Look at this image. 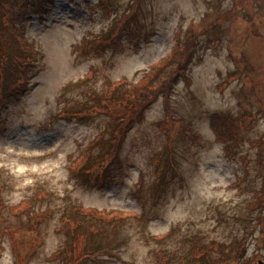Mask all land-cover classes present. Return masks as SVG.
I'll list each match as a JSON object with an SVG mask.
<instances>
[{
  "label": "rangeland",
  "instance_id": "374dc122",
  "mask_svg": "<svg viewBox=\"0 0 264 264\" xmlns=\"http://www.w3.org/2000/svg\"><path fill=\"white\" fill-rule=\"evenodd\" d=\"M98 1L53 0L26 26L33 58L24 88L0 105V264H16L12 241L20 252L37 245L21 264H63L72 225L89 246L77 264H264V0H103L108 13ZM130 3L137 7L126 36L115 26ZM110 31L99 53L74 52L81 39ZM2 38L11 54L12 46L26 55L12 36ZM176 40L190 47L182 74L167 93L156 89L118 137L100 184L70 173L82 153H104L112 122L104 111L72 121L58 112L90 108L110 83H139ZM13 63L0 80L18 77ZM213 114L235 128V145L218 138ZM20 203L26 209L16 214L10 207ZM77 208L124 217L94 222L90 240L93 222Z\"/></svg>",
  "mask_w": 264,
  "mask_h": 264
},
{
  "label": "trees",
  "instance_id": "16d2710c",
  "mask_svg": "<svg viewBox=\"0 0 264 264\" xmlns=\"http://www.w3.org/2000/svg\"><path fill=\"white\" fill-rule=\"evenodd\" d=\"M88 3V0H85V4ZM100 6L105 7V11L108 13L107 3L103 0L98 1ZM131 7L128 11L122 16L119 23L116 24L115 28L117 29L116 33H121L123 31V27L128 25L131 20H133V14L136 12L137 5L135 3H130ZM53 6V0H0V11L2 15L0 17L1 28H0V70L8 67V62H14V66L17 69L18 77L14 76L11 81L0 80V105L3 104L4 98L3 95L5 93H9L13 95L24 87V78L25 71L29 67V63L33 58L31 54V46L26 43V26L31 20L32 15H36L38 18H41L44 13L48 10L47 8H51ZM133 27L136 30H140L138 25L132 23ZM124 32V31H123ZM109 32V34H104L103 36H99L96 40H93L92 43L87 41L86 39H81L80 43L77 44L73 48L74 52L84 54V50L88 47L93 48V50L98 51L100 47H105L110 40H113V36ZM125 33V32H124ZM8 34L12 36L16 43H18L17 50L19 52H24L26 55H21L16 51L12 50V46L10 47V51L14 53H10L9 49L3 42L2 36ZM127 36V33H125ZM187 41V40H186ZM186 43V42H185ZM117 45V44H115ZM183 43H179L176 40V44L173 46V50L171 53L166 55L162 61L157 63L155 67L145 74L144 78L134 86H128L127 82L123 79L122 81H118L115 83H110V87L107 93L103 94L102 99L88 107H81L79 111H71L70 109H63L58 112L60 118L70 119L68 121L81 119V115H89L84 116L83 118L92 117L93 115H98V113L104 111L108 113L111 119V127H112V135L111 140L107 143V149L104 153L93 160L90 159L89 154L82 153L76 159H74L71 165L68 167V170L73 175H79V178L85 179L87 183L91 185H95V183L100 184V181L104 177L105 167L107 163H111L115 158V155L118 151L117 146L119 142V136L123 135L128 127L131 126V120L133 122L140 116V114L145 111V109L151 104L150 102L155 98L154 93L157 90L166 92L171 88V83L174 81L175 76L182 74V66L184 65V59L187 56L190 47L188 45H184L183 50H181V46ZM185 54V55H184ZM186 63V62H185ZM163 69H169L170 71L166 73V76L161 77L160 75L163 73ZM124 115V116H123ZM124 117V118H123ZM210 123L214 131H216L218 138H222L223 141L228 140L231 141L235 145V141H237L236 130L225 120V117L221 118L216 114L210 116ZM130 125V126H129ZM236 139V140H235ZM230 146H226V149L229 150ZM100 164L102 165L101 169H99ZM162 174H158V178H160ZM161 181V180H160ZM19 205V207H17ZM16 206H12L10 208L16 210V214L22 212L26 209V203H20ZM3 204L0 202V209ZM22 209L21 211H19ZM19 211V212H17ZM77 211L81 217H89L92 220V224H90V234L88 236L92 237L94 233H97L98 228L95 227V223H112L118 222L122 220L124 215H122L119 211L108 210L107 212L98 211L97 209L92 208H77ZM25 212V211H24ZM45 212V211H44ZM45 213L41 212L38 215L30 216L31 226L37 227L44 219ZM64 222V219L62 223ZM95 222V223H94ZM72 236L68 238L64 242L62 251H65V260L63 264H77L80 260V256L85 252V248H89L86 244L88 240L84 236V234L80 231L74 230L77 229V225L75 227L72 225ZM18 232V231H15ZM15 232H9L10 235ZM85 238V239H84ZM91 240V239H90ZM15 246H19L16 248L13 253L15 255V263L21 264L24 263L25 260L29 258L37 245L31 244L29 248L25 251H21L22 246L12 241ZM92 243V241H89ZM1 247V243H0ZM87 252V251H86ZM204 255L199 257V260L204 262ZM194 259L195 258L194 256Z\"/></svg>",
  "mask_w": 264,
  "mask_h": 264
},
{
  "label": "flooded vegetation",
  "instance_id": "af4514ba",
  "mask_svg": "<svg viewBox=\"0 0 264 264\" xmlns=\"http://www.w3.org/2000/svg\"><path fill=\"white\" fill-rule=\"evenodd\" d=\"M261 161H262V162H261ZM261 161H260L261 164H259V165H261V166H259V168H261V170H263V169H264V160L262 159ZM263 186H264V185H263ZM260 198H261V203H262V206H263V205H264V188H263V192H261V197H260ZM263 208H264V207H263ZM262 219H263V220H261V222H260V226H261V227L264 226V222H263V221H264V215L262 216ZM261 234H262V232H261Z\"/></svg>",
  "mask_w": 264,
  "mask_h": 264
}]
</instances>
